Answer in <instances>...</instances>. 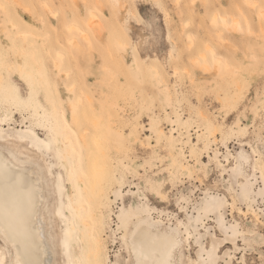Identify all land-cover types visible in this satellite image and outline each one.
I'll use <instances>...</instances> for the list:
<instances>
[{"label":"rangeland","instance_id":"obj_1","mask_svg":"<svg viewBox=\"0 0 264 264\" xmlns=\"http://www.w3.org/2000/svg\"><path fill=\"white\" fill-rule=\"evenodd\" d=\"M102 1L0 0V148L41 163L61 211L48 219L55 263L73 264L85 244L69 234L81 236L69 204L83 184L69 176L77 152L62 129L83 160L80 129L91 134L94 119L109 127L103 145L124 143L109 150L93 206L104 264H141L134 247L148 219L178 230L176 264H264V0Z\"/></svg>","mask_w":264,"mask_h":264},{"label":"bare ground","instance_id":"obj_2","mask_svg":"<svg viewBox=\"0 0 264 264\" xmlns=\"http://www.w3.org/2000/svg\"><path fill=\"white\" fill-rule=\"evenodd\" d=\"M113 1L117 5L121 0ZM100 2L103 1L100 0ZM255 7L258 9V17L264 20V7L257 3ZM99 20L100 14L92 11L89 19L90 25L99 24ZM213 21L216 22V18ZM221 22L229 30H243L238 19L229 20L222 16ZM81 34L87 40L90 39V33L87 30H82ZM71 43L75 45L76 39L72 38ZM210 47L213 58L219 65L220 58L215 53L214 47ZM203 62H201L204 64L201 65L202 67L207 63ZM82 96L79 102L83 100ZM84 115H86V109L83 107L77 113L76 121ZM61 122L67 124L65 118L61 119ZM80 123V125L83 124ZM92 124L94 131L91 134L87 132L89 129L87 125L83 124L84 126L80 129V135L87 148L83 160L78 158V147L72 134L67 129H62V138L67 139L70 145L66 146L77 152L71 164L69 176L75 185L77 180H81L83 184V192H79L76 200L69 204V211L75 216L73 228H77L76 218L83 224V227L80 226L81 236H74L72 230L69 229L70 237L78 242L85 240L83 247L80 243V256L75 258L73 264H104L106 251L101 235L102 227L94 215L93 206L98 191L108 177L106 157L109 155L110 148L114 146L118 153L124 151V143L121 140L109 144L107 138L103 145L100 140L103 135L107 137L105 134L108 133L109 127L103 128L94 119ZM14 147L17 146L13 143L6 147L9 155L3 151L2 147L0 148V237L4 240L6 247L0 255V264H56L55 256L58 253V246L53 226H50L52 221L48 219H51L53 215H60L61 211L58 214V211L54 212L50 207L49 199L44 192L47 176L42 171L41 163L26 155L22 149ZM62 156L65 157L66 154ZM34 164L38 167H34ZM6 177H10L11 180ZM159 193L164 195L162 189ZM158 222L151 219L146 220L147 225L141 227L134 249L141 264H145L153 257L155 259L152 264H176L179 253H182V238L176 228L164 230L160 228Z\"/></svg>","mask_w":264,"mask_h":264},{"label":"snow or ice","instance_id":"obj_3","mask_svg":"<svg viewBox=\"0 0 264 264\" xmlns=\"http://www.w3.org/2000/svg\"><path fill=\"white\" fill-rule=\"evenodd\" d=\"M7 179H9V180H11V178L10 177H6Z\"/></svg>","mask_w":264,"mask_h":264}]
</instances>
